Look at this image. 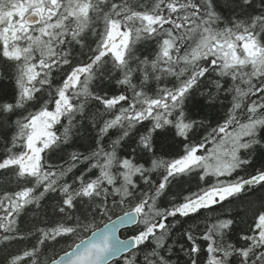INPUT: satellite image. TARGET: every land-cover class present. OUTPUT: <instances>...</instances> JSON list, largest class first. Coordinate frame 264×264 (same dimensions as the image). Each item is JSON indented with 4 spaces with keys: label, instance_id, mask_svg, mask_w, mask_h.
Wrapping results in <instances>:
<instances>
[{
    "label": "snow or ice",
    "instance_id": "6c2138e0",
    "mask_svg": "<svg viewBox=\"0 0 264 264\" xmlns=\"http://www.w3.org/2000/svg\"><path fill=\"white\" fill-rule=\"evenodd\" d=\"M139 46L152 50L141 56ZM0 60L11 66L14 82L12 101L0 102V172L16 184L0 193V250L35 238L30 248L9 252L4 264H107L132 247L124 264H179L173 259L179 253L185 264H264V0L258 6L256 0H0ZM105 82L123 91L109 96ZM200 88L210 103L221 92L231 97L223 123L205 127L186 112ZM91 102L100 108L91 111ZM21 110L26 114L17 116ZM85 126L95 133L93 146L51 163L49 154L63 152ZM201 127L207 135L191 142ZM166 131L182 138V150L170 159L157 155L163 147L157 137ZM129 141L131 151L122 155ZM258 149L262 162L254 167ZM140 154L149 159L141 163ZM193 172L216 180L161 208L166 190ZM257 192L258 204L249 200L251 214L240 220L246 230L237 235L239 245L229 238L233 216H213L199 236L174 235L177 217L224 209ZM53 193L60 199L52 212L61 219L21 233V215L32 209L39 219ZM110 198L113 206L135 202L121 218L142 225L130 241L116 240L105 225L60 259L43 258L50 243L91 227L72 215L77 204L87 205L85 216L106 214Z\"/></svg>",
    "mask_w": 264,
    "mask_h": 264
},
{
    "label": "trees",
    "instance_id": "16d2710c",
    "mask_svg": "<svg viewBox=\"0 0 264 264\" xmlns=\"http://www.w3.org/2000/svg\"><path fill=\"white\" fill-rule=\"evenodd\" d=\"M257 6L259 5V0H256ZM151 46H139L138 55H148L151 51ZM0 102H11L12 97L14 94V82H13V71L10 65L6 64L3 60H0ZM60 75H57L56 82H59ZM135 82V81H134ZM163 86V85H161ZM168 86H171L170 84ZM104 93H107V95H117L121 91H123V88L115 84L114 82H105L104 85L101 86ZM99 91V89H96ZM205 88H200L197 91L193 92L192 95L189 97V99L186 101L185 110L186 112L193 118L197 120L205 121V127H215L217 123H223V119L226 115V112L230 105V99L231 97L227 95L226 93L221 92L219 97L213 101L209 102L206 95H202L201 93L205 92ZM91 111L95 112L97 109L100 108V105L91 102ZM23 113V111L17 112V116ZM17 116H13L12 119H16ZM4 120L5 118L0 117V136H3L5 134V126H4ZM66 123V121H65ZM145 126H147V122H145ZM209 127V130H210ZM143 131V129H141ZM112 138H115V133H111ZM207 132L205 131L204 127L199 128L196 133L191 137V142L195 143L196 141L200 140L202 137L206 136ZM95 137L94 131L90 128L85 126L84 128L79 129V132L76 136L73 137L72 142L69 146H67L63 152L58 153H50L49 154V161L51 163H60V157L63 156L66 152L72 151V150H79V151H85L87 148L93 146V139ZM182 138L176 137L175 139L172 138L171 132H165L163 135L157 137V143L162 144L163 147L160 148V150L157 152V155L163 156L166 159H170L173 155L179 153L182 150ZM105 143H110L109 140H105ZM131 144V141L128 143H125L123 147L119 150L122 155H127L130 153L131 149L129 145ZM134 146V145H133ZM208 148L211 147V145H207ZM203 151V150H202ZM261 151L258 149L257 151V158L254 162V167H259L260 163L262 162L261 159ZM4 152V144L0 143V156L3 155ZM143 158L140 160L141 163H145L149 159V157L146 154H140ZM146 167H150V164L146 163ZM85 168L83 165H81L77 170H75V174L78 175L80 172L84 171ZM159 171H162L159 170ZM199 171V170H197ZM253 171V168H248L247 172H240V175H247L248 173H251ZM9 173L0 172V193H2L5 190L11 191L16 188V184L13 182H10L8 180ZM71 174L69 179V182H71ZM160 178L159 172L153 174V179L158 180ZM225 179V178H221ZM216 180L215 177H205L203 181L198 179V176L196 172H193L192 174L186 176L183 178V182L181 185H173L169 189L166 190L165 194L160 198L158 201V205L161 208L164 207H171L170 201H172L173 196H177L179 198L180 194L188 195L190 192H196L201 187H206L211 183H214ZM261 195L260 192H257L255 196H249L245 199H238L232 203H225L224 209H221L219 206H216L214 212L205 213L203 210L200 215L198 216H192L190 218L186 217H177L176 219H179L181 221L180 224L176 225V227L173 229L174 235L177 237L179 236V233L190 230L193 232L194 235L199 236L200 233H202L205 224L211 222V218L215 215H221V218H224L225 216H233L237 223L232 229V233L230 235V239L237 243L238 245L241 243L237 239L238 234H242L246 230V226L243 223H240L241 218L248 219L251 212H250V205L248 204V201H254L258 204V198ZM59 195L58 194H49L44 201H42L43 209L38 212L36 215L39 217V219L34 218V214L32 209H29L24 214L21 215L18 221L19 225V231L21 233L28 232L33 225L39 224V226L43 227L44 224L41 223V221L47 222L48 225H52L56 220L61 219L58 215H53L52 209L54 206H56L59 203ZM134 201H130L126 203L125 205L121 206L119 204H116L115 206L111 203V198L109 199V211L106 214H100L98 212H87L85 216V211L87 208V205L81 206L80 204H77V208L72 213L74 217H80L81 221L85 224L91 225V227H88L86 229H79L75 234L66 236L62 239H59L58 243L55 244H49L45 249H43L42 256L43 258H56L61 253L67 251L68 249L72 248L74 244L79 241L80 239L86 237L89 235L91 231L94 229L100 227L107 221L113 219L114 217L123 214L130 210V207L132 204H134ZM205 215L209 217V220H205ZM169 221H173V218H169ZM142 227V225L137 224L136 226L132 228L125 229L121 232V235L123 237L130 236V235H136L139 228ZM198 243L201 244L202 249L204 248V244L202 241L198 240ZM35 243V238L29 237L24 240H14L9 243L6 250H0V264H4L5 256L11 252V253H18L26 248H30ZM180 243H183L185 247L189 246L190 242H187L185 239H181ZM135 250L131 251L130 253L124 255L123 257L116 259L109 264H124V258L129 257L132 255ZM139 255V253H138ZM142 258V257H141ZM174 260H179V264H185L186 257L184 253H179L178 256L173 257ZM206 259L204 252L202 251L200 254V260L203 261Z\"/></svg>",
    "mask_w": 264,
    "mask_h": 264
},
{
    "label": "water",
    "instance_id": "95a60500",
    "mask_svg": "<svg viewBox=\"0 0 264 264\" xmlns=\"http://www.w3.org/2000/svg\"><path fill=\"white\" fill-rule=\"evenodd\" d=\"M128 212V211H127ZM124 216V213L123 214H120L116 217H114L113 219L107 221L106 223H104L103 225H101L100 227L94 229L93 231H91L89 233V235H87L86 237L82 238L83 240H85L87 242L88 238L92 237L93 236V232L96 231V230H101L103 231L105 229V225H108V228L110 230H114L115 232V238L116 240H119V241H130L131 240V237L134 236V235H130V236H127V237H122L121 235V232L124 230V229H127V228H132L134 226H136L138 223L133 221V222H121V218ZM80 239V240H82ZM80 240L77 241L73 247H75L76 244H79L80 243ZM72 247V248H73ZM68 249L67 251L70 252L71 249ZM135 250L134 247L132 248H129V249H124L120 252H117L114 256H110L108 258V261H107V264H109L110 262L116 260V259H119L121 257H123L124 255L130 253L131 251ZM66 252V251H65ZM64 252L61 253L60 255H58L55 259H60L62 256H63Z\"/></svg>",
    "mask_w": 264,
    "mask_h": 264
}]
</instances>
